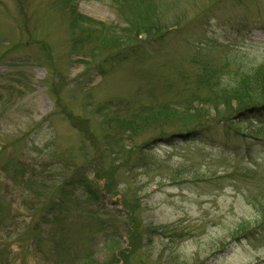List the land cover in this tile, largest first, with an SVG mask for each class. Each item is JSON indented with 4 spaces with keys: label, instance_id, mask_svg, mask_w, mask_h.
I'll return each instance as SVG.
<instances>
[{
    "label": "rangeland",
    "instance_id": "rangeland-1",
    "mask_svg": "<svg viewBox=\"0 0 264 264\" xmlns=\"http://www.w3.org/2000/svg\"><path fill=\"white\" fill-rule=\"evenodd\" d=\"M117 2L80 1L77 11L123 27ZM167 8L160 52L144 45L136 57L108 59L100 72L102 54L71 47L58 0H0V264H72L88 248L93 264H110L113 252L129 247L126 215L143 237L131 263L264 264V108L233 124L210 114L192 135L179 124L166 136H137L120 153L129 161L115 170L112 193L97 205L71 181L93 155L75 124L103 134L97 105L112 115L118 101L191 100L189 108H201L199 80L210 69L220 78L224 67L264 65V0ZM111 157L104 153L106 165ZM160 227L167 229L149 234Z\"/></svg>",
    "mask_w": 264,
    "mask_h": 264
},
{
    "label": "trees",
    "instance_id": "trees-1",
    "mask_svg": "<svg viewBox=\"0 0 264 264\" xmlns=\"http://www.w3.org/2000/svg\"><path fill=\"white\" fill-rule=\"evenodd\" d=\"M80 1L85 0H58V5L67 11V22L72 32L71 47L75 50H86L93 57L102 54L104 59L96 66V69L102 72V67L108 59L117 57L121 62L127 57H136L144 45L160 52L158 45L170 29L167 6L177 7L184 0H173L172 3L164 0H118L116 7L123 27L106 25L79 14L77 3ZM223 72L229 75L226 81L222 80ZM218 76V71L210 69L200 78L199 83L205 87L206 94L203 98L196 97L195 102H199L198 106L201 108H189L193 102L191 100L182 105L170 104L167 101L146 104L118 101L116 109L120 111L116 115H112L104 105L94 108L95 114L101 115L99 125L103 134L100 138L87 132L86 125L75 124L82 134L87 135L93 148L92 157L86 158L85 165L80 168L82 172L75 173L71 178L86 194L87 201L91 205H97L112 193L115 187V170L119 166L127 165L129 161L128 155L122 157L120 153L125 151L127 144L132 143L137 136L147 131L166 136L165 132L169 128L179 124L185 128L189 127L192 135L193 132L202 130L210 114L213 120H224L233 124L235 119L245 113L264 108V65L252 68L236 67L232 71L224 67L221 69V77ZM71 119L73 122L72 116ZM106 150L111 158L116 157L109 165L104 161ZM115 150L116 152L111 154ZM138 163L141 165L142 162ZM13 179L15 181L16 177ZM95 180L104 181L101 188L95 184ZM56 200L58 203V199ZM57 203L55 205H58ZM49 209H53V206L50 205ZM124 223L128 225L126 232L129 247L113 252L110 264H135L130 262V258L143 245V237L136 231V227L132 228L133 220L128 215L124 217ZM166 229L167 227L151 228L148 232L162 233ZM239 230L245 236H254L245 226L239 227ZM59 235L63 237L64 232L59 231ZM106 242L110 244L112 239L108 238ZM53 250L54 256L61 258L57 239L53 243ZM73 256L79 261L76 259L72 264L94 263L95 256L90 248L85 250L83 257L76 254Z\"/></svg>",
    "mask_w": 264,
    "mask_h": 264
}]
</instances>
